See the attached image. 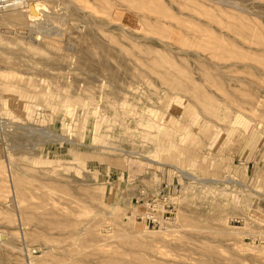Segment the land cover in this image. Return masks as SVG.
<instances>
[{"label":"rangeland","instance_id":"374dc122","mask_svg":"<svg viewBox=\"0 0 264 264\" xmlns=\"http://www.w3.org/2000/svg\"><path fill=\"white\" fill-rule=\"evenodd\" d=\"M157 2L165 11L152 15ZM45 3L55 21L0 8V264H82L96 243L134 262L193 264L216 245L236 264H264V123L240 93L264 100V0ZM153 56L216 100V113L166 83L159 71L174 69L154 68ZM155 197L160 214L172 210L160 227L144 221ZM53 203L63 227L43 231Z\"/></svg>","mask_w":264,"mask_h":264},{"label":"bare ground","instance_id":"6f19581e","mask_svg":"<svg viewBox=\"0 0 264 264\" xmlns=\"http://www.w3.org/2000/svg\"><path fill=\"white\" fill-rule=\"evenodd\" d=\"M29 1H33V0H0V8H4L5 10H9L8 12H6V14H8L9 16H12V17H14V18H16V17H19L20 15H21V13H22V11H25V10H27V17H28V19L31 21V22H37V20H38V12L39 13H41V15L42 16H44V18H46L47 17V19L48 18H51L52 17V15H51V17H49V15L51 14L50 13V11H46L45 12V9L43 8V7H41V8H38L37 7V4L38 3H41V4H43V5H47V3H45L46 2V0H44V1H41V2H36L35 4H34V7H35V9L34 10H32V9H24V10H22V8H23V6H25L24 4L27 2H29ZM38 1V0H37ZM67 1H71V0H67ZM145 2H146V0H145ZM149 4V3H148ZM164 9H166V8H164ZM146 10V9H145ZM147 10H148V12L150 11H152V15L153 14H156V15H158V12L159 11H162V6H161V4L159 3V2H157L156 3V5H155V8H149V7H147ZM146 10V11H147ZM159 10V11H158ZM145 11V13H148V12H146ZM165 11V10H164ZM164 11H162V12H164ZM143 12V14H144V10L143 11H141V13ZM154 12V13H153ZM161 12V13H162ZM140 14V13H139ZM150 14V13H149ZM162 14H164V13H162ZM167 14V13H166ZM145 15V14H144ZM146 15H148V14H146ZM145 15V16H146ZM151 15V14H150ZM155 15V16H156ZM160 15V14H159ZM55 16V15H54ZM144 17V16H143ZM148 17V16H147ZM150 17V16H149ZM55 18V17H54ZM146 18V17H145ZM156 18H158V17H156ZM52 19V18H51ZM143 19V18H142ZM148 19H152V18H148ZM153 19H155V18H153ZM52 20H54V19H52ZM157 20V19H156ZM155 20V21H156ZM160 20V19H159ZM55 21V20H54ZM161 21V20H160ZM159 21V22H160ZM153 22V21H152ZM234 22V21H233ZM150 23V22H149ZM161 23V22H160ZM162 23H164V22H162ZM168 23V22H167ZM166 23V24H167ZM170 23V22H169ZM143 24V23H142ZM151 24V23H150ZM116 25H117V23H116ZM122 25V24H121ZM158 25V24H157ZM238 26H239V24H237ZM236 25V26H237ZM124 26V25H123ZM168 26V25H167ZM228 26V25H227ZM230 26V25H229ZM231 26H233V25H231ZM116 27V26H115ZM118 27V26H117ZM120 27V26H119ZM173 28V27H172ZM177 29V28H176ZM247 29V28H246ZM120 30V29H119ZM165 30V29H164ZM149 31V30H148ZM168 31V30H167ZM180 31V30H179ZM249 31H251V30H249ZM155 32V31H154ZM204 32V31H203ZM134 33V32H133ZM247 33H249V32H247ZM253 33H255V32H253ZM145 35V34H144ZM171 35V34H170ZM250 35V34H249ZM253 35V34H252ZM256 35V34H255ZM255 35H254V37H255ZM142 36V35H141ZM154 36H157V35H154ZM204 36H207V35H204ZM209 36V35H208ZM144 37V36H143ZM160 37V36H159ZM201 37V36H200ZM203 37V36H202ZM131 38H133V37H131ZM148 38V37H147ZM156 38V37H155ZM155 38H153V39H155ZM206 38H208V37H206ZM210 38H212V37H209V39H208V41H210ZM256 38L258 39L259 38V36L257 37V35H256ZM138 39H140V38H138ZM137 39V41H140V40H138ZM152 39V40H153ZM204 39H205V37H204ZM141 40H144V39H141ZM146 40V39H145ZM148 40V39H147ZM199 40H202L203 41V39L202 38H199ZM207 40V39H206ZM129 41V40H128ZM130 41H134V40H130ZM136 41V40H135ZM157 41V40H156ZM207 41V42H208ZM216 42H217V40H215ZM259 41V40H258ZM260 41H261V39H260ZM147 42V41H146ZM180 42V41H179ZM214 42V41H213ZM220 41H218V43H219ZM133 43V42H132ZM166 43V42H165ZM200 43V42H199ZM201 44L202 43H200V47H201ZM222 44H224V42L222 43ZM259 44H260V46L261 45H263L264 44V41L262 40V42H259ZM159 45V44H158ZM198 45V44H197ZM196 45V46H197ZM202 45H204V43L202 44ZM208 45V44H207ZM218 45H220L221 46V44H218ZM118 46V45H117ZM163 46H164V44H163ZM212 46V45H211ZM226 46V45H225ZM225 46H224V48H225ZM106 47V46H105ZM173 47V46H172ZM198 47H199V45H198ZM199 47V48H200ZM204 47V46H203ZM206 47H208V46H206ZM175 48V47H174ZM179 48V47H178ZM184 48V47H183ZM209 48V47H208ZM207 48V49H208ZM158 49V48H157ZM169 49V48H168ZM180 49V48H179ZM203 49V48H202ZM214 49V48H213ZM227 49V48H226ZM98 50H100V51H102L103 49L99 46L98 47ZM198 50V49H197ZM217 50V49H216ZM216 50H213V51H216ZM218 50H219V48H218ZM222 50H223V48H222ZM225 50V49H224ZM144 51V50H143ZM143 51H141V52H143ZM171 51V50H170ZM177 51V50H176ZM205 51H208V50H205V48H204V52ZM119 52H121V51H119ZM174 52V51H173ZM203 52V51H202ZM208 52H210V51H208ZM211 53V52H210ZM209 53V54H210ZM222 53V52H221ZM221 53H219L220 55H221ZM185 54V53H184ZM191 54V53H190ZM207 54V53H206ZM214 54H218V53H214ZM218 54V55H219ZM90 55H91V51L89 50V49H86V56H88V57H90ZM130 55H131V53H130ZM203 55V54H202ZM204 55H205V53H204ZM213 55V54H212ZM212 55L211 56H209V58H211L212 57ZM213 56H215V55H213ZM132 57V56H131ZM207 58H208V56H206ZM125 58H126V56H125ZM206 58V59H207ZM208 58V59H209ZM215 57H212V59H214ZM217 58V57H216ZM216 58H215V61L219 64V62L216 60ZM225 58V57H224ZM194 59L196 60V61H198L199 63L200 62H202L204 59L202 58V57H200V54L197 52V51H195L194 52ZM218 60H219V57L217 58ZM222 59V57H220V60ZM237 59V58H236ZM148 60V59H147ZM229 60V59H228ZM227 59L225 60V61H223L222 60V62L221 63H224L225 62V64H227L226 63V61H228ZM190 61V60H189ZM211 61V60H210ZM210 61H208V62H210ZM214 61V60H213ZM230 61H231V59H230ZM237 61V60H236ZM235 61V62H236ZM241 60H239L238 61V63H240L241 64V62H240ZM204 63V62H203ZM212 63V62H211ZM215 63V62H214ZM217 63H216V65H217ZM229 63V62H228ZM243 63V62H242ZM245 63V62H244ZM166 64V66L167 67H173V65L170 63V61L168 60V59H163V58H159V57H157V56H153L152 57V65H153V67L155 68L156 67V69H159L160 67H162V66H164ZM177 64V63H176ZM234 64H236V63H234ZM248 64V63H247ZM215 65V64H214ZM222 65V64H221ZM220 65V66H221ZM224 65V64H223ZM101 66H103V64L101 65ZM209 66V65H208ZM242 66H244L243 64H242ZM234 67V66H233ZM236 67H239V66H237L236 65ZM247 67H249V66H247ZM213 68H215V67H213ZM250 68H251V66H250ZM173 69H174V71H172V70H168V69H165V70H161V71H159V73L162 75V77H163V80H165V81H167L166 83H169V84H171L172 85V87H181V88H178V89H182V90H184V91H187V92H189V93H191V95L197 100V101H199V103L201 104V106H203V109H205L207 112H212V113H216V110H217V106H216V104L217 103H215L216 102V100H215V102H214V100L199 86V85H197V84H186V83H183L182 81H178V79H179V76L180 75H184V73H183V71L181 70V69H178V68H176V67H173ZM193 69V68H192ZM215 69H218L219 70V68H218V66H217V68H215ZM255 70V69H254ZM223 71V70H222ZM228 71V70H227ZM209 72V71H208ZM224 72V71H223ZM182 73V74H181ZM217 73V72H216ZM215 73V74H216ZM218 73H219V71H218ZM217 73V74H218ZM259 73H261L260 71H259ZM113 74V73H112ZM226 74V73H225ZM224 74V75H225ZM204 75H206V76H209L208 75V73L207 72H205L204 73ZM218 75H222V74H218ZM224 75H222V76H224ZM227 75V74H226ZM225 75V76H226ZM229 75V74H228ZM230 76V75H229ZM184 77H186V75H184L183 76V78ZM211 77V76H210ZM221 77V76H220ZM227 77V76H226ZM237 77V76H236ZM188 78V77H187ZM229 78V77H228ZM235 78V77H234ZM214 79H217V77H215ZM175 80H177V81H175ZM201 80V79H200ZM209 80V79H208ZM212 80V79H211ZM210 80V81H211ZM232 80V79H231ZM235 80V79H234ZM238 80V79H237ZM209 81V82H210ZM213 81V80H212ZM242 81V80H241ZM241 81H239V82H241ZM235 82H237V81H235ZM243 82V81H242ZM253 82V81H252ZM252 82H248V85L250 86V85H254V82L252 83ZM238 83V82H237ZM221 84H223V83H221ZM227 86V85H226ZM234 90V89H233ZM236 90V89H235ZM238 91V90H237ZM240 93H242V94H246L247 96H248V98H249V102H246L249 106H250V109H251V111H253L254 113H256L255 115L260 119V121H262V123H264V113L260 110V107H262V106H264V100L263 99H261V98H258V96H257V94H253L252 93V91H249L247 88L244 90H240ZM211 95V94H210ZM245 98H247V97H245ZM245 103V102H244ZM199 104V105H200ZM202 112V111H201ZM253 113V114H254ZM233 114H234V116L236 117V118H239V116H241L240 115V111L238 110V109H236V110H234L233 111ZM260 127H261V124L259 125ZM40 133V132H39ZM59 139V138H58ZM145 158V157H144ZM152 159V158H151ZM152 162H153V160H152ZM155 163V162H154ZM177 168V167H176ZM178 169V171L179 172H181V174H183L184 176H186V177H191V173H189L188 171H185V170H181L180 168H177ZM21 177L22 176H20V175H18L17 176V179H19V180H22L21 179ZM40 180V179H39ZM212 182H214L215 180H211ZM204 182H206V180H204ZM82 187V186H81ZM69 189H71V188H69ZM58 195V194H57ZM48 208V207H47ZM46 209V208H45ZM60 209H61V207H59V206H57V205H55V203H53L52 204V207L50 208V209H48L47 211H44V212H46V213H49L50 215H52L54 218L53 219H51V220H47V222L44 224V226H43V228H41V229H43V231L44 230H46V231H52V230H60V228H62L63 226L60 224V221L59 220H57V218H58V216H59V214H60ZM41 216V215H40ZM42 217H44V216H42ZM36 219V218H35ZM42 219V218H41ZM40 220V219H39ZM43 220V219H42ZM41 220V221H42ZM46 220H44V221H46ZM40 223V222H39ZM41 224V223H40ZM41 225H43V224H41ZM39 226V225H38ZM186 229V228H185ZM189 230H191V231H189ZM189 235L190 236H193L194 235V232L195 231H197V230H201V229H198L196 226H194L193 227V230H192V228H189ZM82 231H84L86 234H88V236H90V237H92V236H94L95 235V231L91 228H89L88 226H83L82 227ZM133 232V231H132ZM147 232H149V231H147ZM213 232V231H212ZM234 232H236V233H238L239 231H237V230H235ZM130 233V232H129ZM151 233V232H150ZM228 233H230V232H228ZM133 235V234H132ZM140 235V234H139ZM205 235V234H204ZM0 236H3L2 234H0ZM128 236V235H127ZM223 236V235H222ZM130 236H128V237H126V235H125V237L123 238V240H124V243H128L130 246L131 245H138L139 244V241L138 240H136V239H130L129 238ZM3 238V237H2ZM163 238V237H162ZM166 238V237H165ZM92 239H94L93 237H92ZM166 240V239H165ZM86 241H88V237H87V239H85V240H83V242H86ZM67 242H68V240H67ZM3 245H6V244H3ZM0 246H1V243H0ZM14 246V245H13ZM13 246H10V247H13ZM145 246V245H144ZM7 247V246H6ZM45 247V246H44ZM47 247H49V246H47ZM52 247V246H51ZM143 247V246H142ZM14 248H15V246H14ZM13 248V249H14ZM46 248V247H45ZM118 248V247H117ZM157 248V247H156ZM217 248L218 247H216V245L215 246H210V247H202L201 249L200 248H198V253H200V255H198V258H193L194 260L192 261V259L191 260H189V261H191V262H193V264H236V262L234 261V259L233 258H228V257H222L221 255L222 254H220V252L222 251H220V249L219 250H217ZM94 250H92L91 251V253L90 252H85V251H83L82 250V264H172L171 263V261L169 262V261H166V260H164V261H160V262H157V259H156V261H153V259L152 260H150V259H148L147 257L146 258H143L142 256L141 257H137V261L138 262H134V261H129V260H124V259H122V258H120V257H118V256H116V255H114V254H112V253H110V252H107L106 250H104V249H102V245H100V244H94V248H93ZM119 249V248H118ZM110 251V250H109ZM161 251V250H160ZM220 251V252H219ZM264 251V250H263ZM155 252V251H154ZM188 252H189V250H188ZM47 253V252H46ZM90 254V257L89 256H87L88 254ZM187 253V252H186ZM193 253V252H192ZM222 253V252H221ZM64 255H65V253H63ZM67 254V253H66ZM185 254V253H184ZM213 254H216V255H213ZM224 254V253H223ZM60 255V254H59ZM163 255V254H162ZM259 257L261 256V255H258ZM66 257V256H65ZM149 257H151L150 255H149ZM183 257H185L186 258V255L184 256L183 255ZM183 257H182V259H183ZM188 257V256H187ZM257 257V256H256ZM152 258V257H151ZM157 258V257H156ZM184 258V260H186ZM191 258V257H190ZM80 259V258H79ZM161 259V258H160ZM159 259V260H160ZM188 259V258H187ZM71 260H72V258H71ZM80 261V260H79ZM259 261V260H258ZM263 261H264V259H263ZM175 264H184V263H188V262H174ZM262 263H264V262H262ZM57 264H59V263H57ZM71 264H78V262L76 261V260H72V262H71ZM192 264V263H191Z\"/></svg>","mask_w":264,"mask_h":264},{"label":"built area","instance_id":"2783aa9c","mask_svg":"<svg viewBox=\"0 0 264 264\" xmlns=\"http://www.w3.org/2000/svg\"><path fill=\"white\" fill-rule=\"evenodd\" d=\"M171 214L172 210L167 209H163L160 214L159 200L155 197V199H151L150 202L147 203V211L144 221L146 225L151 224L152 226L160 227L172 220Z\"/></svg>","mask_w":264,"mask_h":264}]
</instances>
